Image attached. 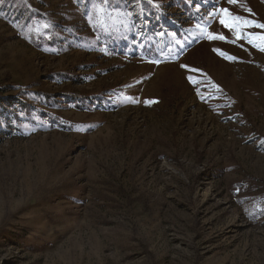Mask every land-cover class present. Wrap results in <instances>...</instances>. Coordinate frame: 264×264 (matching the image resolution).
<instances>
[{
	"label": "rangeland",
	"instance_id": "obj_1",
	"mask_svg": "<svg viewBox=\"0 0 264 264\" xmlns=\"http://www.w3.org/2000/svg\"><path fill=\"white\" fill-rule=\"evenodd\" d=\"M104 1L0 0V264H264V0Z\"/></svg>",
	"mask_w": 264,
	"mask_h": 264
},
{
	"label": "trees",
	"instance_id": "obj_2",
	"mask_svg": "<svg viewBox=\"0 0 264 264\" xmlns=\"http://www.w3.org/2000/svg\"><path fill=\"white\" fill-rule=\"evenodd\" d=\"M116 2L119 3V5H115L114 3ZM127 2V0H106V2L104 1L103 3V6L105 7V9L107 11H114L116 10L117 11V14H122L121 15V18L119 20V24L116 26V32L118 33V35L120 34V38L122 41H130V42H134L135 41V34L133 33V24H134V21H135V18L136 17H139L140 15H138V12L140 9H148L150 8V4L145 1V0H132V5H135L134 7H132L131 9H127L125 11H122L121 10V7L123 5H125ZM131 7V5H130ZM127 12V13H125ZM132 12V15L130 17L129 20H124L125 16H129L127 15L128 13L131 14ZM41 25V24H39ZM136 25V23H135ZM38 26L37 25H34V28H37ZM125 28H127L126 31H123ZM155 32H149V36H155ZM110 38V37H109ZM109 42V45L112 46V41L113 39H109L108 40ZM142 46H143V50L146 51V52H152L153 50L156 49V42H154V39L152 37V39H148V40H145L143 39V41L140 43ZM5 90H8V89H1V91H5ZM46 98H50L51 95H44ZM70 99H71V102L73 101H76L78 104H82L84 105V103H86L85 99H81L79 96L77 95H72L70 96ZM3 105L2 101H0V106ZM60 122V121H59ZM61 123H63V121H61Z\"/></svg>",
	"mask_w": 264,
	"mask_h": 264
},
{
	"label": "snow or ice",
	"instance_id": "obj_3",
	"mask_svg": "<svg viewBox=\"0 0 264 264\" xmlns=\"http://www.w3.org/2000/svg\"><path fill=\"white\" fill-rule=\"evenodd\" d=\"M106 2V0H105ZM230 4L236 3V0H228ZM221 12L223 13L222 17L220 18V24L227 29L228 31L233 33L234 39L235 40H241L244 39V33L241 30V27L247 28V27H259L261 29H264V24H254V22L248 21V20H243L241 17H234L232 14L227 10V9H222ZM127 15H131L128 13ZM208 38L210 40H222L225 42L227 41V38L223 35H217V34H212L208 33ZM254 40H261L264 41V36H257V37H252L249 36L247 42L249 44H252L254 47H258L260 51H264V47H260L254 43ZM214 51H217L220 55H225L224 53H220L218 49H214ZM184 67V66H182Z\"/></svg>",
	"mask_w": 264,
	"mask_h": 264
}]
</instances>
